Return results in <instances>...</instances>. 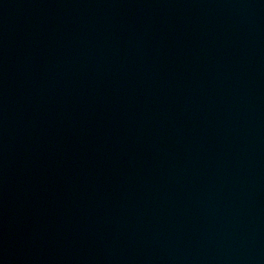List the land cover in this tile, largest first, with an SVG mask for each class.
<instances>
[{
    "label": "water",
    "instance_id": "obj_1",
    "mask_svg": "<svg viewBox=\"0 0 264 264\" xmlns=\"http://www.w3.org/2000/svg\"><path fill=\"white\" fill-rule=\"evenodd\" d=\"M0 264H264V0H0Z\"/></svg>",
    "mask_w": 264,
    "mask_h": 264
}]
</instances>
